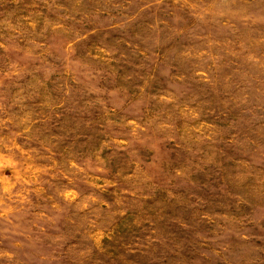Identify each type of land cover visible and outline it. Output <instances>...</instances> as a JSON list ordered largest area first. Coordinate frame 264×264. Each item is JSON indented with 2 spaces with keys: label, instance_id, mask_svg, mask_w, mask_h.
Here are the masks:
<instances>
[{
  "label": "rangeland",
  "instance_id": "obj_1",
  "mask_svg": "<svg viewBox=\"0 0 264 264\" xmlns=\"http://www.w3.org/2000/svg\"><path fill=\"white\" fill-rule=\"evenodd\" d=\"M0 264H264V0H0Z\"/></svg>",
  "mask_w": 264,
  "mask_h": 264
}]
</instances>
